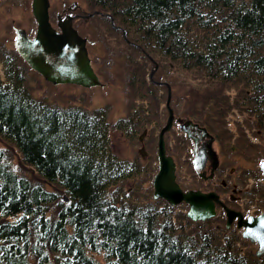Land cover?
<instances>
[{
    "label": "trees",
    "instance_id": "16d2710c",
    "mask_svg": "<svg viewBox=\"0 0 264 264\" xmlns=\"http://www.w3.org/2000/svg\"><path fill=\"white\" fill-rule=\"evenodd\" d=\"M84 1L146 57L155 54L207 81L209 93H186L181 115L220 142L230 109L253 115L254 128L264 131V0ZM8 60L0 82V264H264L253 250L238 253L244 238L221 215L192 221L182 214L187 226L176 225L165 200L151 193L145 204L132 205L123 196L119 182L139 172L145 180L152 171L120 160L107 140L108 132L131 138L149 121L144 100L156 111L159 96L141 74L128 79L140 104L131 117L110 123L104 106L35 98L31 74L42 77L18 56ZM10 148L20 169L10 163Z\"/></svg>",
    "mask_w": 264,
    "mask_h": 264
},
{
    "label": "rangeland",
    "instance_id": "374dc122",
    "mask_svg": "<svg viewBox=\"0 0 264 264\" xmlns=\"http://www.w3.org/2000/svg\"><path fill=\"white\" fill-rule=\"evenodd\" d=\"M30 3L31 0H0V51H4L5 54L4 56L0 52V60L6 61L10 57H15L12 52L9 54L10 51L9 53L5 51V49L12 48L13 27H23L29 35L33 34L35 23L31 16ZM48 3L49 20L52 23L54 13L74 4L84 19L87 17V13L91 12L84 0H48ZM95 14L101 13L95 12L92 17H87L86 22L79 19L76 21V28L88 40L93 41V45L90 44L92 46L87 45V51L91 58L92 70L102 84L87 89L70 84L51 85L37 75L31 74L35 77V84H31L29 87L33 89L31 93L35 98L47 94L44 97L55 100L61 105L71 104L88 109L104 106L106 119L111 123L118 118L131 117L130 114L134 111L133 107L140 104L138 95L132 94L133 90L131 91L128 83L132 79V73L141 74L144 84L146 86L150 84L159 96L156 111L150 103L151 100H144V111L148 112L145 115L149 121L145 125L140 124L131 138L123 137L121 132H108L107 140L120 160L137 165L142 171L152 170L149 172L150 176L145 180L140 179L138 174L142 172H139L133 177V180L129 179L126 182L118 183L123 190V196L125 199L127 198L128 202L130 201V204L143 205L147 198L151 199V179L152 174L156 171L157 135L167 118L165 108L167 86H169L170 93L169 106L177 117L184 116L181 114L186 106L188 91L195 90L199 96L210 91H205L207 81L199 74L182 70L167 59L155 54H147L146 57L139 47L129 40L123 39L118 25L110 26L106 16ZM2 64L0 61V82L5 83ZM154 65L156 68L149 78V72L154 68ZM224 92L230 100L233 99L235 94L233 87L226 88ZM206 104L208 105V103ZM253 120L254 116L246 114L242 108L228 111L223 123L226 133L221 138V142L216 140L217 144L213 145L220 170L215 173L212 179L206 181H202L196 176L191 165V141L178 130L177 124L173 122L172 128L163 134V141L166 152L174 158L176 181L180 187L202 191L213 190L225 199L229 207H240L241 210L248 213L262 212L264 210V177L261 175L259 163L264 159V131L254 128ZM216 127L219 131L220 123ZM212 135L214 136L213 133ZM1 142L3 143L2 147H5V143L1 139L0 146ZM10 152L13 156L10 158V163L20 169L21 165L16 160L18 158L16 150L10 148ZM33 175V173L30 174L31 177ZM221 181L226 183L225 188H222ZM232 185H235L238 193L230 191ZM232 193L239 196L236 201L229 199V195ZM260 204L262 207L259 206ZM172 207L174 223L187 226L184 219H181L187 206L180 203ZM178 214L180 215L178 216ZM217 215L222 217L223 212L218 210ZM196 225L207 226L202 222H197ZM188 226L192 227L191 224ZM236 248L238 253L248 249L255 251L256 245L244 239L236 244ZM97 258L100 256L98 255Z\"/></svg>",
    "mask_w": 264,
    "mask_h": 264
},
{
    "label": "water",
    "instance_id": "95a60500",
    "mask_svg": "<svg viewBox=\"0 0 264 264\" xmlns=\"http://www.w3.org/2000/svg\"><path fill=\"white\" fill-rule=\"evenodd\" d=\"M31 14L35 21V32L29 39L22 29L16 30L14 48L27 63L46 82L53 85L71 84L83 88L100 85L99 79L92 70L85 48V39L80 37L71 26V18L58 22L59 31L54 30L48 21V0H31ZM154 68L149 72V78ZM165 102L167 118L159 130L156 143V171L151 179L152 198L163 199L174 206L180 203L187 204L186 216L192 221H204L214 216V205L220 204L225 213V227L236 217V227L241 228V236L256 244L255 256L264 254V211L255 216L243 218L240 213L221 204L218 195L213 192L200 190H182L175 179V164L170 155H166L163 134L171 127L173 111L169 106V86ZM188 126H197L186 119L179 129L187 137ZM204 131V128L198 127ZM208 135V134H207ZM209 138H212L209 136ZM211 154V153H210ZM212 165L210 175L217 164L216 157L211 154ZM206 160L203 149L194 155L195 167L202 170ZM262 177H264V159L259 163ZM61 200H69L62 196Z\"/></svg>",
    "mask_w": 264,
    "mask_h": 264
},
{
    "label": "flooded vegetation",
    "instance_id": "af4514ba",
    "mask_svg": "<svg viewBox=\"0 0 264 264\" xmlns=\"http://www.w3.org/2000/svg\"><path fill=\"white\" fill-rule=\"evenodd\" d=\"M48 21H49V23H50V25H51V27L54 29V30H56V31H59V28H58V26H57V23L60 21V22H62V21H64L65 19H67V18H71V26H72V28L77 32V34L80 36V37H82V38H84L85 39V48H86V51H87V45H89V46H92L93 44H92V42L93 41H91V40H88L87 39V37L85 36V35H83V34H81L80 32H78V29L76 28V25H77V23H76V21H78L79 19H81V20H84V22H86V20L89 18V17H92V15H93V13H87L88 15H87V17L84 19V17H82V15L78 12V7L76 6V4H74V5H71V6H68V7H66V8H63V9H61L60 11H58V12H56V13H54V21H53V23L52 22H50V20H49V3H48ZM31 16H32V14H31ZM32 18H33V16H32ZM34 20V19H33ZM75 22V23H74ZM34 23H35V21H34ZM35 28H36V25H35ZM35 28H34V30H33V34L32 35H29L27 32H26V30L23 28V27H19V26H17V27H13L12 29H13V32H14V39H15V35H16V30L17 29H22L24 32H25V34H26V36L29 38V39H31L32 37H33V35H34V32H35ZM122 33V37H123V39H125L124 38V34H123V32H121ZM14 39H13V41H12V48H9V49H5V51L7 52V53H9V51H10V53L9 54H11V52H12V55H14L15 57H16V59H17V56L27 65V63L21 58V56L18 54V52L15 50V48H14ZM90 44H92V45H90ZM1 53H3L4 54V51H0ZM4 56H5V54H4ZM87 56H88V58H89V60H90V65L92 64V62H91V58L89 57V54H88V51H87ZM3 64H2V66H3V72H7V66H6V63L5 62H8L9 60H6L5 62H3V60L1 59L0 60ZM28 66V65H27ZM29 67V66H28ZM92 67V66H91ZM30 68V67H29ZM31 69V68H30ZM32 70V69H31ZM33 71V70H32ZM154 84H158L157 82H153ZM64 85V84H63ZM76 86V85H75ZM79 87V86H78ZM82 88V87H81ZM118 119H124V118H118ZM186 119H188L192 124H195V125H197V126H188V128H187V133H188V137H187V135H186V133L185 132H182L183 134H184V136L188 139V140H190L191 141V148H190V152H191V165H192V167H193V169H194V172H195V174H196V176L199 178V179H201L202 181H206V180H210V179H212L214 176H215V173L216 172H218V170H220L218 167H219V162H218V157H217V154H216V152H215V150H214V148H213V145H214V143H216V139L214 138V136L204 127V126H202V125H200L199 123H197V122H195L194 120H192V119H190V118H188V117H186V116H183V117H177V116H175L174 115V113H173V120H172V124H173V122H175L176 124H177V127H178V130L181 132V130L179 129V125H181ZM172 124H171V127H170V129L172 128ZM198 127H200V128H204V130H205V132L204 131H202V130H200ZM169 129V130H170ZM168 130V131H169ZM167 132V131H166ZM130 133V132H129ZM133 133H135V132H133ZM133 133H131L132 135H133ZM208 134V135H207ZM209 136H211L212 138H209ZM156 143H157V141H156ZM217 144V143H216ZM164 148H165V146H164ZM156 149H157V147H156ZM203 149H204V151H205V154H206V160H205V163H204V166H203V168H202V170H198V169H196V167H195V162H194V155L196 154V153H198V151H200V150H202L203 151ZM156 153V152H155ZM165 153H166V155H170V154H168L167 152H166V148H165ZM213 154L214 155V157H216V160H217V164H216V166H215V168H214V170H213V172H212V175H211V177H208L209 175H210V171H211V165H212V159H211V154ZM171 156V155H170ZM172 157V156H171ZM156 158V157H155ZM172 159H173V161H174V158L172 157ZM174 164H175V161H174ZM175 179H176V174H175ZM220 184H221V186H222V188H225L226 187V183L225 182H220ZM180 186V185H179ZM181 188V187H180ZM182 189V188H181ZM188 189H191V188H187V189H182V190H188ZM191 190H200V189H191ZM201 192H209V191H213V190H204V191H202V190H200ZM230 191L231 192H233V193H238L239 191L237 190L236 191V189H235V185H232L231 186V188H230ZM214 192V191H213ZM216 193V192H215ZM233 193L232 194H230L229 195V199L230 200H232V201H236V198H238L239 196H235V195H233ZM217 194V193H216ZM218 195V199L220 200V202H221V204H223L224 206H226L227 208H230V209H232V210H234V211H236V212H238V213H240L241 214V216L243 217V218H246V217H248V216H255V215H258L259 213H255V212H253V213H248V212H246V211H243V210H241V208L239 207V208H233V207H229L227 204H226V201H225V199L224 198H221L220 196H219V194H217ZM185 204V203H184ZM186 206H187V204H185ZM218 210H221L222 212H223V215H222V217L221 218H223V220H224V224H225V213H224V210H223V207H222V205H220V204H215L214 205V212H215V214L214 215H217V211ZM264 211V210H263ZM261 213V212H260ZM227 229H235V230H238L239 232H240V234H241V231H242V229L241 228H237L236 227V217L233 219V221L229 224V227L227 228ZM249 241V240H248ZM250 242V241H249ZM250 243H252V242H250ZM252 244H255V243H252ZM256 245V244H255ZM255 252V251H254ZM262 255H264V254H261L260 256H262ZM260 256H258V257H260Z\"/></svg>",
    "mask_w": 264,
    "mask_h": 264
}]
</instances>
